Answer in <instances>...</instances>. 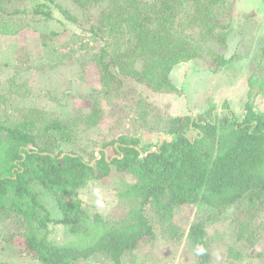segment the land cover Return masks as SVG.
<instances>
[{
  "label": "trees",
  "instance_id": "trees-1",
  "mask_svg": "<svg viewBox=\"0 0 264 264\" xmlns=\"http://www.w3.org/2000/svg\"><path fill=\"white\" fill-rule=\"evenodd\" d=\"M70 1L100 42L91 59L101 88L86 96L89 111L66 117L34 105L11 112L12 95L0 89V220L14 225L12 237L39 264H154L147 249L158 238L185 244L193 264L248 263L264 233V111L257 104L264 100V42L249 61L240 110L210 97L198 112L160 115L151 97L184 92L172 77L178 65L234 68L226 50L237 0ZM60 13L78 18L58 0H0V32L17 33L29 16L50 21ZM126 80L149 91L130 99L123 115L155 133L148 144L130 131L101 141L89 133L106 115L100 97L123 96ZM20 84L11 81L8 90ZM101 181H114L117 203L91 212L80 193ZM218 223L231 230L222 262L213 260L209 232ZM53 225L62 227V240L53 238Z\"/></svg>",
  "mask_w": 264,
  "mask_h": 264
},
{
  "label": "rangeland",
  "instance_id": "rangeland-1",
  "mask_svg": "<svg viewBox=\"0 0 264 264\" xmlns=\"http://www.w3.org/2000/svg\"><path fill=\"white\" fill-rule=\"evenodd\" d=\"M58 1L78 17L77 20H69L70 17L64 13L57 14L50 21L42 16H39L42 19L29 16L26 27L17 33L0 32V89L12 95L9 102L11 112L14 107L24 105L38 106L62 117L78 109L89 111L92 99L86 96L97 95L101 88L99 68L91 59L99 50L100 42L84 30L89 23L70 0ZM233 16L234 30L230 35L226 55L235 56L237 61L234 68L213 73L203 62L178 65L172 77L184 92L170 95L151 93L155 114L195 113L210 97L218 101L226 98L234 108L240 110V106L247 100L249 61L264 42V0H237ZM62 60L65 61L57 65ZM11 81L21 83L16 86V92L8 90ZM126 82V94L123 96L113 99L100 97L106 115L89 133L92 138L101 141L114 134L130 131L131 134H140L143 144H148L155 140V133L136 124L134 126L132 113L125 119L123 115L129 107L130 99L145 94L143 91H149L135 81ZM257 104L264 111V100L258 98ZM80 197L89 211L110 212L117 203L114 181L92 183L81 191ZM194 211L195 206L187 207L182 213L183 218L190 220ZM13 226L8 221L0 220V264H39L18 245L21 240L12 237ZM52 232L55 240H62L63 230L60 225H53ZM209 232L215 235L216 240L211 247L213 260L222 262L225 260L224 250L230 241L231 230L226 223H218L210 227ZM7 236L12 240L9 241L11 243L4 241ZM174 244L158 238L155 246L148 247L147 253L150 250L151 257L155 258L154 264H193L192 252L187 250L185 244ZM255 248L249 262L243 264H264V233L262 241Z\"/></svg>",
  "mask_w": 264,
  "mask_h": 264
},
{
  "label": "water",
  "instance_id": "water-1",
  "mask_svg": "<svg viewBox=\"0 0 264 264\" xmlns=\"http://www.w3.org/2000/svg\"><path fill=\"white\" fill-rule=\"evenodd\" d=\"M164 136H161V138H163Z\"/></svg>",
  "mask_w": 264,
  "mask_h": 264
}]
</instances>
